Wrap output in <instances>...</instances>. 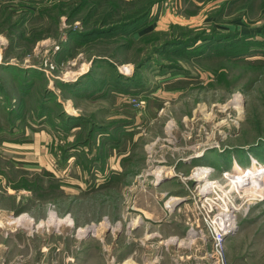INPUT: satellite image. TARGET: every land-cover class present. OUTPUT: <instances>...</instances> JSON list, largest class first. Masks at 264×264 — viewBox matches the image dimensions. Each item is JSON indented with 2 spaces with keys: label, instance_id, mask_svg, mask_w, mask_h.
<instances>
[{
  "label": "rangeland",
  "instance_id": "obj_1",
  "mask_svg": "<svg viewBox=\"0 0 264 264\" xmlns=\"http://www.w3.org/2000/svg\"><path fill=\"white\" fill-rule=\"evenodd\" d=\"M153 1L113 44L75 46L85 0H0V228L16 244L56 230L62 264H119L142 224L189 244L206 196L240 205L228 262L264 264V173H249L264 170V0L117 3L134 18ZM156 31L200 40L155 53L141 37ZM36 231L14 250L55 237Z\"/></svg>",
  "mask_w": 264,
  "mask_h": 264
},
{
  "label": "crops",
  "instance_id": "obj_2",
  "mask_svg": "<svg viewBox=\"0 0 264 264\" xmlns=\"http://www.w3.org/2000/svg\"><path fill=\"white\" fill-rule=\"evenodd\" d=\"M36 230H41L39 234L42 235H45L48 231V234L57 235L54 229V232H50L51 230L45 227ZM36 230L28 233V238L26 241H23V244L20 242L16 244L15 231L17 230L15 228H0V235L4 236V239L0 241V264H26L27 259L34 254H38V256L35 258L36 261L33 264H57V262L62 264V260H57L55 255L53 258L48 256V252L55 254L59 251L56 236L53 238H40V241H42L36 252L30 250L27 251V254H23L14 250L15 247L26 246L25 243L29 247L33 246L31 243H35L38 239L34 236L37 232ZM135 235L139 236L135 240L136 243L133 244V247L127 248L124 251L126 259L132 257L131 264H215L208 256L211 250L209 240L205 242L199 238H194L189 244H185V246H182L184 244L182 242L164 243L160 242L161 234L156 228L145 226L144 224L136 228ZM163 236L167 237L170 234ZM50 240L54 241V244ZM126 259L119 264H123ZM69 260L73 261L72 258Z\"/></svg>",
  "mask_w": 264,
  "mask_h": 264
},
{
  "label": "trees",
  "instance_id": "obj_3",
  "mask_svg": "<svg viewBox=\"0 0 264 264\" xmlns=\"http://www.w3.org/2000/svg\"><path fill=\"white\" fill-rule=\"evenodd\" d=\"M121 2H124V0H121ZM86 5L88 6V14L86 15V18L81 19L82 23L86 24V31L83 32H76L73 34L72 39H76L75 46L76 45H83V44H91L92 46H95L99 43H109L113 44V41L117 40L115 35H118L117 33L124 30L126 26L133 25L135 23L141 22L142 16L146 17L149 12L152 9L153 4L150 5V3H142L140 4V12H138L137 16H129V14L124 13L126 9H122V6H120L117 3V0H85ZM109 4V5H108ZM89 18H94L92 22L89 21ZM87 21V22H86ZM86 22V23H85ZM163 33V32H162ZM159 33V32H153L151 34H147L143 37H141V42H145L146 44L154 43L156 41H160V47L158 44L153 45L155 53L163 51L167 48L174 49V46H183V47H189L193 42L199 41V36H195L189 41L186 40H161V36H165V33ZM130 42L132 40L130 39ZM118 48H115V50H119L122 47H129L126 43L121 42L118 40ZM139 46L136 47V49L145 48V46H142L140 43H138ZM74 48V47H73ZM189 49V48H187ZM153 51V50H151ZM186 51V50H185ZM151 53L146 54L141 61L137 64L136 69H140L143 65L146 64L151 58L148 57ZM111 55H114L113 52ZM58 84L62 85V82H57ZM78 83H76L77 85ZM74 84L71 86L73 87ZM89 88L88 86H81V89L78 92H74L75 95L79 98L84 97L85 95L88 96L89 91L86 89ZM86 89V90H85ZM91 89V88H89ZM31 90V85L29 87V92ZM82 91H84V95L82 94ZM45 100V105H47ZM44 107H47L45 106ZM75 118V117H71ZM67 124V123H66ZM63 127V126H62ZM65 128V127H64ZM66 131V130H65Z\"/></svg>",
  "mask_w": 264,
  "mask_h": 264
},
{
  "label": "built area",
  "instance_id": "obj_4",
  "mask_svg": "<svg viewBox=\"0 0 264 264\" xmlns=\"http://www.w3.org/2000/svg\"><path fill=\"white\" fill-rule=\"evenodd\" d=\"M232 183H234L233 180ZM234 184L239 185V183ZM216 191L217 190H214L213 192L218 195ZM237 193L238 195H242L239 194L238 191ZM199 198L201 205H204V203L209 204L208 201H211L210 213H213V215L207 214V216L204 217L207 229L199 226L191 227L187 231L186 238L190 241L194 238H199L205 242L209 240L211 244V250L208 253L209 258H211L215 264H230L226 258V240L237 228L240 205L224 201L223 204L218 203L215 201L217 199H211L206 196Z\"/></svg>",
  "mask_w": 264,
  "mask_h": 264
},
{
  "label": "bare ground",
  "instance_id": "obj_5",
  "mask_svg": "<svg viewBox=\"0 0 264 264\" xmlns=\"http://www.w3.org/2000/svg\"><path fill=\"white\" fill-rule=\"evenodd\" d=\"M198 169H200V168H198ZM202 170H208L209 168L208 167H202L201 168ZM264 170H260L259 171V169L258 168H254V170H252L251 172H249L250 174H252V173H254L256 176H261L264 172H263ZM237 175L236 176H249L250 174L249 173H246V171H244L243 169H241V168H239V169H237ZM176 201V197H173V198H171L168 202H167V205L168 206H171V202L172 201ZM22 218H24V219H26L25 218V216H21V217H14V218H11V221H10V223H16V222H21V220H22ZM24 219H23V221H24ZM53 220H56V219H53ZM31 221V220H30ZM26 223H28V222H26ZM132 257H129L128 259H126L124 262H123V264H131L132 263V259H131Z\"/></svg>",
  "mask_w": 264,
  "mask_h": 264
}]
</instances>
